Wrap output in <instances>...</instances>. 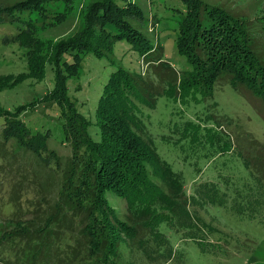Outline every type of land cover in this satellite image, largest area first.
I'll return each mask as SVG.
<instances>
[{"label": "trees", "instance_id": "16d2710c", "mask_svg": "<svg viewBox=\"0 0 264 264\" xmlns=\"http://www.w3.org/2000/svg\"><path fill=\"white\" fill-rule=\"evenodd\" d=\"M52 1L26 0L8 7L0 12V25L23 26L17 37L32 41L37 20L33 14H43L39 10L47 8ZM182 1L188 5V15L180 25L176 42L192 69L180 74L179 79L170 80L163 93L169 98H179L184 104L190 101L198 104L212 98L217 83L225 80L235 90L245 89L244 92L260 99L264 106V62L254 49L245 23L201 0ZM98 5L88 16L84 32L49 47L47 54L43 53V47L36 50L35 43L31 42L28 74L0 76L1 92L27 78L43 79L46 68L51 66L54 85L43 101H53L58 106L71 157L62 162L49 148L48 133H33L20 118V111L0 107V120H4L2 140L33 153L46 167L61 172L55 213L37 233L48 238L54 224L61 226L68 219L72 221L74 228L70 226V230L76 232L78 246L67 261L75 262L78 259L75 251L83 247L87 255L82 260L84 264H124L125 251L131 256L128 264H136L133 259L137 255L148 264L181 262L182 254L176 251L161 226L166 225L181 238L192 240L205 250L203 240L215 230L201 216V210L227 207L231 203L230 208L237 215L257 219L264 212V158L260 153L254 157L242 155L213 116L175 125L173 135L163 137L166 141L183 150L187 146L197 151L202 148L207 156L238 153L250 172V181L242 187L223 178L224 189L209 181L197 183L188 194L183 174L175 172L159 155L153 137L139 116L144 107L154 109L156 98L163 93L142 75L122 68L111 75L101 97L98 109L101 140L95 141L89 133L91 122L72 102L66 86L67 78L79 74L84 54L102 58L112 53L118 42L126 41L141 57L174 69L165 60L163 47L154 46L132 25L131 19L142 16L139 7L128 0H103ZM95 26L99 30L93 32ZM34 52L41 53L38 60L33 58ZM154 53L160 54L153 57ZM213 107H217L216 103ZM107 192L125 200L126 218L121 219L110 206ZM20 226L4 238L9 242L16 238L28 239L30 233L32 238L33 232L25 225ZM122 244H125L124 250Z\"/></svg>", "mask_w": 264, "mask_h": 264}, {"label": "rangeland", "instance_id": "374dc122", "mask_svg": "<svg viewBox=\"0 0 264 264\" xmlns=\"http://www.w3.org/2000/svg\"><path fill=\"white\" fill-rule=\"evenodd\" d=\"M25 1L0 0V12ZM102 1L50 2L47 8L39 10L43 14H33L37 20L32 41L28 37L22 41L17 37L23 26L17 28L1 24L0 76L28 74L31 42L35 43L36 50L43 47V53L47 54L49 47L84 32L88 16ZM128 1L143 11L141 19L136 17L138 19L130 20L132 25L154 46L163 47L165 60L175 70L162 67L156 60L150 62V58L141 57L126 41L118 42L112 53L102 58L84 54L79 74L66 80L67 93L79 112L91 122L89 133L97 142L101 140L98 125L100 100L115 71L122 68L131 74L142 75L157 91L163 93L170 80H177L180 74L192 69L186 56L180 54L176 42L180 25L188 15V5L182 0ZM201 1L211 7H219L245 23L254 49L264 62V0ZM2 15L5 16L4 13ZM98 30L99 26H95L93 32ZM159 54L154 53L153 57ZM40 55V52H34L32 56L38 60ZM53 85L54 73L48 65L43 79L27 78L2 90L0 107L12 112L20 111V118L33 133H48L49 148L65 163L71 157L72 150L65 139L64 121L53 101H43ZM244 90H235L225 80L220 81L213 97L198 104L193 101L184 104L179 98H169L163 93L156 98L157 106L154 109L144 107L139 114L155 141L159 155L171 164L175 172L183 174L188 194L192 193L197 183L209 181L220 184L224 189L223 178L242 187L244 182L250 181V172L238 153L207 156L202 148L197 151L187 146L183 150L166 141L163 137L172 136L175 125L189 119L204 121L205 117L213 116L242 155L254 157L260 153L264 158V106L260 99ZM32 102L35 103L30 104ZM214 103L217 107H213ZM28 105L33 107L29 108ZM3 128L4 120H0V264H84L82 260L87 255L83 247L75 251L78 257L75 262L67 261L69 255L73 257L74 247L78 246L77 234L70 230V226L74 228V225L69 219L61 226L54 224L48 238L37 233L55 213L61 172L46 167L36 155L20 146L3 143ZM106 197L117 215L121 219L126 218L125 200L113 192H107ZM230 206L231 203L227 207L211 206L200 211L215 230L204 238L205 250L196 242L183 239L162 225L161 231L168 236L176 251L182 254L181 262L171 264H264V212L257 219H250L237 215ZM20 225L27 226L33 232L32 238L31 233L27 237L32 241L16 238L9 242L4 238L5 234L17 231ZM121 247L124 250L125 244ZM123 259L124 264L131 262L127 251ZM133 260L136 264H148L140 255Z\"/></svg>", "mask_w": 264, "mask_h": 264}]
</instances>
